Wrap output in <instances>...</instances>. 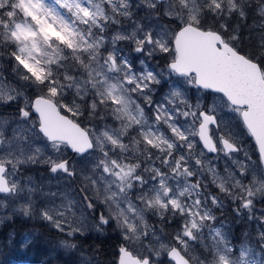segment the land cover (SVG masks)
Listing matches in <instances>:
<instances>
[{"label":"snow or ice","instance_id":"obj_1","mask_svg":"<svg viewBox=\"0 0 264 264\" xmlns=\"http://www.w3.org/2000/svg\"><path fill=\"white\" fill-rule=\"evenodd\" d=\"M239 2L244 5V0ZM246 7L264 17V0H248ZM225 11L228 16L233 14L231 9L225 10L219 0H0V48L10 46L7 58L13 62V70L22 68L27 74L25 79H31L38 85L59 83L64 87L63 82L48 67L58 65L63 68L60 61L77 64L73 71L81 72L80 79H85L84 69L87 68L86 76L96 77L95 81H87L92 84V88L82 97H95L94 100H88L90 113L95 115L100 112L98 118L101 120L105 119L103 111H107L109 115L114 111L119 112L134 119L129 113L130 101L121 92L123 90L130 93L140 85L133 84L132 80L127 87L122 83L108 82L105 71L115 73L119 63V58L110 54L112 49L121 42L135 38L136 43L147 45L148 48L138 47L134 51L151 56L153 45L164 47L173 25L185 28L198 23L200 16H219L225 14ZM239 15H247L243 6ZM4 55L0 51V56ZM132 59L138 60L140 57L137 55ZM109 62L111 65L105 71L93 67L95 64L99 69H104V65ZM58 75L66 80L75 78L70 77L67 72ZM6 79L0 73V104L11 105L19 96L3 94ZM144 79L155 78L148 76ZM98 84H107L104 92L97 90ZM148 87L149 85H144V89ZM51 91L58 94L59 90L53 87ZM174 95L179 96L180 93L176 92ZM189 108L192 109L191 115L194 118L200 117L191 135L203 142L202 147L207 149L209 155L222 154L229 161V165H225L222 170H209L211 190L209 181L199 178L203 180L202 187L196 183L200 195L185 197L181 191L177 198H172L171 189L166 186L165 181L157 180V176L161 175L159 169L155 170L157 175L151 177L154 183L150 184L143 174L147 169L138 171L142 168L140 163H129L127 160L131 158L126 156L121 157L125 161L121 163L113 155L118 149L124 152L125 147L108 131H103V136L110 142L109 146H105L99 136L93 141L88 132L78 130L80 135L74 140H68L71 151L80 160L91 153H100L101 158L89 165L91 171L85 173L81 170L78 173L75 161L63 159H53L42 166L47 167L53 176L63 173L75 179L79 175L82 182L90 181L94 190L104 185L103 198L90 195L85 191L86 185L82 183L79 189L82 203L63 197L61 203L37 206L33 198L35 187L32 184L18 187L19 168L14 167L11 162L8 165L0 163V212L7 207L10 199L23 197L19 214L26 218H38L56 229L62 234L59 243L68 250L76 249L77 241L84 237L96 239L102 236L107 228L115 224L120 230L122 243L116 248L113 264H191L192 258L188 252L193 242L201 243L204 248L205 255L199 260V264H264V208L257 209L258 204H264V193L260 191L264 186V135L259 134L253 123L245 117L246 134L254 138L257 150L256 160L253 161L249 152L243 149L240 137L219 118V113L213 106L205 109L202 102H197L194 106L190 104ZM18 111L20 115L16 117L17 120L23 121L30 117L25 108L21 107ZM187 116L186 112L185 118ZM121 118L122 116L114 117L117 120ZM7 123L9 122L0 119V136L4 140L10 139L5 135L3 127ZM173 132L181 139L186 138L177 129H173ZM49 138L56 137L49 135ZM4 147V143L0 141V155L3 154ZM109 157L110 159H105ZM96 172H99L98 179L93 176ZM109 176L112 177L111 180L107 179ZM161 192L165 199L161 198ZM221 194L233 205V215L255 228L254 232L246 231L239 244L233 243L231 229L225 231L224 224L216 215V211L225 206ZM47 195L55 197L56 193ZM180 197H183V202ZM122 201L134 214L136 204L140 207L146 205L149 209L159 206L164 214H157L158 219H164L171 209L172 215L167 222L178 225L173 234L174 243H161L159 250L146 245L151 254L145 255L138 251L135 254L138 259L134 258L131 245L137 240L145 239L148 232L139 233L134 222L129 223ZM15 212L14 209V214ZM77 215L78 221L73 223V217ZM90 217L96 221L94 230L98 236H90L87 231L86 222ZM153 236L159 239L154 233ZM205 236L210 244L203 243ZM13 237L14 234L9 235L6 245L17 247L21 252L30 250L35 243V238L30 235L23 236L19 241ZM2 254L0 251V255Z\"/></svg>","mask_w":264,"mask_h":264},{"label":"rangeland","instance_id":"obj_2","mask_svg":"<svg viewBox=\"0 0 264 264\" xmlns=\"http://www.w3.org/2000/svg\"><path fill=\"white\" fill-rule=\"evenodd\" d=\"M219 2L224 6L225 10L231 9L233 15L241 17L239 12L243 5L239 0H219ZM247 2L248 0H244V4ZM203 16L226 19L221 25L223 29H229L233 23L232 17L228 16L226 11L225 14L219 16ZM202 17H198V20ZM261 19H263L261 23L264 25V17H261ZM192 25L196 26L197 23H192ZM128 27L131 28V25ZM238 27L236 26L232 32L236 34L240 30H237ZM176 32L175 26L173 25L168 33L167 42H165L164 47L159 48L153 45V55L151 56L144 53L138 54L134 51L138 47L148 48L147 45L136 43L135 38L118 44L110 52L115 58H119L115 73L105 71L111 65V62L105 64L104 69H99L97 65H93L97 70L105 71L108 82L122 83L127 87L128 82L132 80L133 84L138 83L140 87L130 93L123 90L121 92L130 101L129 113L134 119H130L128 115L119 112L114 111L112 115H109L107 111H104L110 117L109 123H102L97 126H85L92 140L95 141V137L99 136L100 141L105 146H109L110 142L103 136V131H108L113 138L119 140L124 145L125 150L121 152L118 149L113 155L121 163L125 162L121 160L122 156L130 157L131 159L127 160L129 163H140L142 168L138 171L147 169L143 174L150 184L154 183L151 177L157 175L155 170L159 169L161 175L157 176V180L163 179L165 181L166 186L171 189L172 198H177L178 193L181 191L184 192L185 197L200 195V189L196 187V183H199L202 187L203 180L209 181V190H211L209 170L211 169L215 172L217 169L222 170L225 165H229V161L222 154L209 155L206 153L198 137L191 135L200 117L197 116L194 118L191 115L192 109L189 108L190 104L194 106L197 102H202L205 109L210 105L213 106L216 112L219 113V118H222L240 137V143L243 149L249 152L253 161L257 157V150L253 140L246 134V129L241 121L240 109L231 106L223 97L214 96L215 93L209 95L199 89L194 84L193 76H179L169 69L168 63L175 58L173 40ZM126 34L130 35L127 31ZM109 47H112L111 43ZM0 51L5 54L4 56H0V73H3L7 78L3 94L19 96V99L11 105L0 104V119L9 122L4 124L3 127L5 129V135L10 138L4 140L3 136H0V141L5 145L2 150L3 154L0 155V163L8 165L11 162L14 167L19 168L18 179L20 184L18 187L32 184L36 189L33 198L37 206L45 203H61L63 197L80 201L79 189L82 183L86 185L85 191L89 192L90 195L103 198L105 195L103 192L104 185H100L99 189L94 190L91 187V182H82L79 175L75 179L73 177H67L62 173L53 176L47 167L42 166L50 163L53 159L57 161L63 159L69 160V162L75 161V168L78 173L81 170L88 173L91 171L89 165L95 163L98 158H101L98 151L80 160L78 156H71L66 146L59 143H48L37 130L39 121L35 115H30V117L25 118L23 121L16 119L20 115L18 109L23 107L29 110L33 99L30 95L31 93H35L36 95H42L53 100L62 113L68 115L76 122L85 113L84 118L89 119L91 123L94 115L87 114L84 110L88 108L90 113L88 100H94L95 97L89 96L87 99L82 97L92 88V84L87 81H95L96 77L94 75L87 77L86 73L88 69L85 68V79H80L81 72L73 71L78 66L77 64L72 61H60V64L64 65L63 68L58 65H49L48 67L52 70L53 75L63 82L64 87H61L59 83L47 86L38 85L31 79H25L27 74L22 68L16 71L13 70V62L7 58L11 51L10 46L0 48ZM137 55H139L140 59L133 60L132 58ZM10 70L13 72H9ZM61 72H67L70 77L75 78L66 80L63 76L58 75ZM148 76L154 77L155 79H144ZM133 77L135 78L134 80ZM156 81L160 83H156ZM145 84L149 85L147 89H144ZM53 87L59 90L58 94L52 93L51 89ZM106 87L107 84H98L97 90L104 92ZM65 89H67L66 92ZM176 92H179L180 95H174ZM104 98L106 99V96ZM186 112L188 113L187 118H185ZM116 116H122V118L119 120L114 119ZM137 121L139 122L137 123ZM104 125H109L110 127L105 128ZM173 129H177L183 133L186 138L181 139L179 135L173 132ZM25 140H27V143H25ZM149 141H152V143L150 144ZM97 147H99V144H97ZM105 159H110V157ZM221 174H223L222 171ZM93 176L98 179L99 172L93 173ZM199 178H203V180ZM107 179L111 180L112 177L109 176ZM260 191L264 193V186L260 188ZM48 193H56V195L53 197L47 195ZM206 194L207 192H205ZM161 198L165 199L162 192ZM180 199L183 202V197H180ZM221 199L224 201L225 206L221 210L216 211V215L224 224L225 231L231 229L233 243L239 244L243 240V234L246 231L254 232L255 228L248 222L238 219L233 215V205L228 202L226 196L221 194ZM22 203L23 197L9 200L7 207L0 212V230L3 227H6L5 230H15L18 224L23 223V225H29L35 223V226L31 227L32 233H22L21 238L25 235H30L36 239L41 232L38 230L36 223L46 222L38 218H26L19 214L18 209ZM121 203L124 204L125 216L128 218L129 223L134 222L139 233L148 232L145 239L137 240L131 245L134 254L139 251L145 255H150L151 253L146 245H151L152 249L159 250L161 243H174L173 234L177 231H174V229L178 225L167 222L168 218L172 215L171 209L164 219H158L157 214H164V210L159 208V206L149 209L146 205L140 207L136 204L134 205V214L128 209L126 203L123 201ZM76 207L78 208L79 204ZM260 208H264V204H258L257 209ZM14 209L16 210L15 214ZM138 216L141 218H137ZM77 221L78 215L73 217V223ZM86 223L89 235L98 236L94 230L96 221L90 217ZM47 225L49 229L57 232L56 234L58 235V238L52 241V243L44 242V248L49 249L51 251L50 253L52 255L54 254L53 257L55 255L68 257L71 253V257L75 259V264H92V261L95 259L94 255L89 254L88 250H82L78 247L72 250L64 248L59 243L62 234L49 224ZM153 233L159 239L154 238ZM109 234L120 240V230L115 224L107 228L106 232L99 237H106ZM21 238H18L17 241ZM203 243L210 244L207 236L204 237ZM41 247L42 245L40 246V251L44 252V248ZM188 255L192 258L191 264H199V260L205 255L201 243L193 242L189 248ZM31 259L32 257L30 258L27 254L23 255V259L12 260L9 264H31Z\"/></svg>","mask_w":264,"mask_h":264},{"label":"water","instance_id":"obj_3","mask_svg":"<svg viewBox=\"0 0 264 264\" xmlns=\"http://www.w3.org/2000/svg\"><path fill=\"white\" fill-rule=\"evenodd\" d=\"M173 49L175 58L168 63L172 72L193 76L199 89L219 94L231 106L241 109L240 118L245 129L247 117L257 132L264 135V75L255 61L239 53L217 31L191 24L177 30ZM30 114L37 116V130L48 143L64 144L72 156H77L71 151L68 140L77 138L78 130L89 133L86 128L63 114L53 100L44 96L32 100ZM49 135L56 138L50 139ZM251 139L255 145L254 138ZM199 142L202 146L203 142ZM203 149L207 153V149ZM132 255L138 259L134 253Z\"/></svg>","mask_w":264,"mask_h":264},{"label":"trees","instance_id":"obj_4","mask_svg":"<svg viewBox=\"0 0 264 264\" xmlns=\"http://www.w3.org/2000/svg\"><path fill=\"white\" fill-rule=\"evenodd\" d=\"M247 4V3H246ZM246 4L243 5L244 10L247 12L245 17H239L236 15H231L233 23L230 25L229 29L222 28V22L226 21V19H220L215 17H205L201 16L198 20L197 27L204 30H214L218 31L224 40L230 43L232 47H234L239 53L245 55L247 58L259 63L262 71L264 73V25L261 23L263 19L261 16L256 14V12L252 9H248ZM232 26H234L232 28ZM239 26L237 30H239L236 34L232 32L234 28ZM176 31L180 28L175 26ZM13 72V71H9ZM207 94H212L206 92ZM213 95V94H212ZM33 98L36 95L35 93H31ZM214 96H220L214 94ZM222 97V96H221ZM87 114L89 113V109L85 108L84 110ZM101 113L97 112L94 115V119L90 123V120L84 118V116H80L77 120V123L83 127L89 125H100L102 123H109L110 117L109 115L103 111V115L105 117L104 120L99 119V115ZM38 225V230L40 232L39 237L35 239V243L31 246L30 250L21 252L17 247L7 246L6 242L8 240L9 235L14 234V239L17 241L18 238H21L22 233H32L31 227L35 226V223L23 225V223L16 225L15 230H5L6 227H3L0 230V251H2V255H0V264H9L12 260H20L23 259V255H29L31 259V264H75V259L71 257V253L68 257L64 255H53L50 253L49 249L44 248V242H51L58 238L57 232L49 229V226L46 223H36ZM41 228V229H40ZM178 228V227H177ZM177 228L174 229L177 230ZM5 230V231H4ZM2 231H4L2 233ZM173 231V232H174ZM14 232V233H13ZM93 236V235H90ZM95 237V236H93ZM47 240V241H45ZM77 247L82 250H88L89 254L95 256L92 264H113V257L115 255L116 248L119 244H121V240L118 238L108 235L106 237H98L96 239L84 237L81 240L77 241ZM41 248H44V252L40 251ZM43 250V249H42ZM33 253V256H32ZM20 254V255H19Z\"/></svg>","mask_w":264,"mask_h":264},{"label":"bare ground","instance_id":"obj_5","mask_svg":"<svg viewBox=\"0 0 264 264\" xmlns=\"http://www.w3.org/2000/svg\"><path fill=\"white\" fill-rule=\"evenodd\" d=\"M192 25V24H191ZM257 63V62H256ZM258 65H259V63H257ZM260 66V65H259ZM261 68V67H260ZM262 69V68H261ZM213 155H215V154H213Z\"/></svg>","mask_w":264,"mask_h":264},{"label":"flooded vegetation","instance_id":"obj_6","mask_svg":"<svg viewBox=\"0 0 264 264\" xmlns=\"http://www.w3.org/2000/svg\"><path fill=\"white\" fill-rule=\"evenodd\" d=\"M69 161V160H68Z\"/></svg>","mask_w":264,"mask_h":264}]
</instances>
